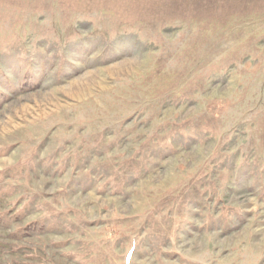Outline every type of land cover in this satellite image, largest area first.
I'll list each match as a JSON object with an SVG mask.
<instances>
[{
  "label": "rangeland",
  "instance_id": "1",
  "mask_svg": "<svg viewBox=\"0 0 264 264\" xmlns=\"http://www.w3.org/2000/svg\"><path fill=\"white\" fill-rule=\"evenodd\" d=\"M0 264H264V0H0Z\"/></svg>",
  "mask_w": 264,
  "mask_h": 264
},
{
  "label": "bare ground",
  "instance_id": "2",
  "mask_svg": "<svg viewBox=\"0 0 264 264\" xmlns=\"http://www.w3.org/2000/svg\"><path fill=\"white\" fill-rule=\"evenodd\" d=\"M151 178V177H150ZM127 214V213H126ZM129 214V213H128ZM257 252V251H256Z\"/></svg>",
  "mask_w": 264,
  "mask_h": 264
}]
</instances>
